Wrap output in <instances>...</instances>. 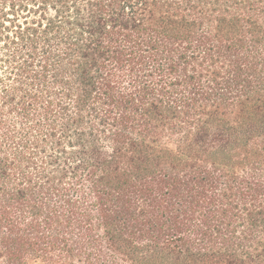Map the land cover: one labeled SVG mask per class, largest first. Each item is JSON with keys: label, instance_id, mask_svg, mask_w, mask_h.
<instances>
[{"label": "trees", "instance_id": "trees-1", "mask_svg": "<svg viewBox=\"0 0 264 264\" xmlns=\"http://www.w3.org/2000/svg\"><path fill=\"white\" fill-rule=\"evenodd\" d=\"M0 264H264V0H0Z\"/></svg>", "mask_w": 264, "mask_h": 264}]
</instances>
